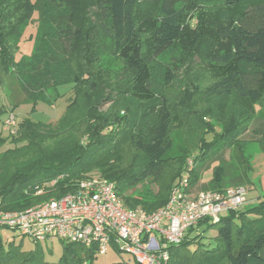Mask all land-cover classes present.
Segmentation results:
<instances>
[{
    "label": "trees",
    "instance_id": "16d2710c",
    "mask_svg": "<svg viewBox=\"0 0 264 264\" xmlns=\"http://www.w3.org/2000/svg\"><path fill=\"white\" fill-rule=\"evenodd\" d=\"M34 12V49L16 62ZM8 77L33 108L52 106L63 85L72 98L56 125L24 117L16 133L0 135V147L11 143L0 152L5 211L73 192L90 176L114 183L126 208L148 213L167 202L183 173L193 191L246 187L248 144L264 151V0H0L1 88ZM175 85L181 94L170 101L165 91ZM103 101L112 103L104 111ZM6 112L0 104V117ZM248 130L255 135L247 140ZM202 225L216 228L215 246L203 243ZM19 234V243L0 235V264H94L98 255L59 239L62 255L48 263L42 241ZM23 237L35 248L23 250ZM168 253V264H264V196L218 222L200 219Z\"/></svg>",
    "mask_w": 264,
    "mask_h": 264
},
{
    "label": "built area",
    "instance_id": "2783aa9c",
    "mask_svg": "<svg viewBox=\"0 0 264 264\" xmlns=\"http://www.w3.org/2000/svg\"><path fill=\"white\" fill-rule=\"evenodd\" d=\"M15 123L12 114L4 121L12 134ZM187 167H192L191 159ZM75 185L73 192L22 210L5 211L0 201V226L36 241L58 238L80 244L98 255L106 254L112 246L128 252L132 264H168V247L179 244L190 227L203 218L218 222L228 210L241 208L247 198L245 186L193 192L183 173L175 180L167 202L148 213L139 207L126 208L115 184L102 177L90 176ZM36 189V194L42 193L41 188Z\"/></svg>",
    "mask_w": 264,
    "mask_h": 264
},
{
    "label": "rangeland",
    "instance_id": "374dc122",
    "mask_svg": "<svg viewBox=\"0 0 264 264\" xmlns=\"http://www.w3.org/2000/svg\"><path fill=\"white\" fill-rule=\"evenodd\" d=\"M36 32H37V13L34 12L32 14L31 21L23 28L22 36L18 43V50L15 53L16 62H19L22 58L31 55L34 49ZM197 65L202 66L203 64L200 63L199 60H197V63L195 64V68H199ZM112 80L113 78L109 79V83H111ZM58 92L60 93V97H58L54 101L52 106L45 103H37L33 108V105H31V103H27L25 101L26 100L25 94L19 88L15 78L8 77L5 86L3 88L0 87V104H3L8 111L0 117V135L7 136L9 134L8 127L3 125V120L9 114L16 116L17 121L23 119L24 117H28L34 121L46 122L51 126L56 125L59 117H61V115L64 114L66 105L72 98V90L70 85H63L59 87ZM165 93L169 97L170 101L171 100L174 101L176 95L181 94V88L178 87L177 85L171 86L168 89H166ZM46 94L48 95L50 100L53 101L55 95L54 91L51 93V91L48 90ZM110 104L112 103L108 101H103L101 109L103 111L106 110L110 106ZM13 105H18V107H16L14 111H9L11 110ZM76 117L79 116L76 114ZM204 121L209 123L210 118H205ZM253 134L254 133L251 130H248L243 135V138L247 140L251 139L255 135ZM187 135H188L187 138H189L191 136V133L187 132ZM10 146L11 143L8 139V141L3 146L0 147V152ZM247 152H249L251 156L250 158L251 167L264 166V151L262 150V148H260L258 144L256 143L248 144ZM226 158L227 159L229 158L228 154L226 155ZM207 175H208V170L205 171L203 177L205 176L207 177ZM147 187L153 193H157L159 190L156 184L147 185ZM245 204L242 207H246ZM203 230L205 231L203 232ZM199 231L202 233L203 243L208 244L210 247L215 246L216 240L214 239V236L217 233L215 227L212 228L210 227L206 229V225H202L200 226ZM0 235L4 242L14 241L15 243H19V241L22 238V236L19 234L17 230H11L6 228L1 229ZM34 248L35 245L31 241V239H29L28 237H23V250L27 251V250H32ZM40 248L42 252L41 254L43 261L48 263H57L62 255L63 244L58 238H50L45 241H42ZM196 248H197L196 244H190L188 245L187 249L189 252H193V250H195ZM121 261H125V262L130 261L131 263H134L131 255L128 252L124 250L118 251L117 249L111 246L106 254L97 255L96 259L94 260V264H117Z\"/></svg>",
    "mask_w": 264,
    "mask_h": 264
},
{
    "label": "crops",
    "instance_id": "0c3cea01",
    "mask_svg": "<svg viewBox=\"0 0 264 264\" xmlns=\"http://www.w3.org/2000/svg\"><path fill=\"white\" fill-rule=\"evenodd\" d=\"M204 173L200 180V184L205 183L210 179V169L208 170L207 177L205 176L206 180L205 177H203ZM248 177L251 183L250 185L246 186L248 195L245 202L246 207H241L244 209L254 206L258 202L259 198L264 196V166H252ZM193 189L194 191H192L195 192L197 187H193Z\"/></svg>",
    "mask_w": 264,
    "mask_h": 264
}]
</instances>
